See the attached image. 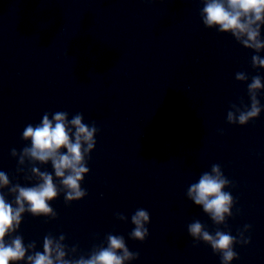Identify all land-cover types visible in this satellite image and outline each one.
<instances>
[{"label":"clouds","instance_id":"obj_1","mask_svg":"<svg viewBox=\"0 0 264 264\" xmlns=\"http://www.w3.org/2000/svg\"><path fill=\"white\" fill-rule=\"evenodd\" d=\"M201 3L200 18L205 28L230 33L243 48L256 53L251 57L252 67L264 69V58L259 55L264 51L261 35L264 0H201ZM235 79L247 82L249 76L241 71L235 74ZM262 90L264 81L261 76H252L251 82L247 83L250 103L245 104L241 98L239 105L231 104L227 123L244 126L257 119L264 111V105L258 98ZM98 131L95 123L89 125L84 122L83 114L77 113L69 119V114L64 111L44 113L39 124H28L24 128L21 138L30 141V146H25L19 153L13 148L11 156L18 158V165L21 166L17 168L18 173H24L22 166L26 161L31 165L30 174L25 173L24 178L35 183L31 186L13 184L8 174L0 171V264H129L139 258V252L130 251L123 236L111 233L107 234L104 243L94 246L87 257L78 255V246L69 247L63 234L58 238L51 233L45 235L42 252L36 250L35 241L26 245L23 236L16 234L26 213L33 217L57 219L50 202L57 199L61 192L66 204L88 195L81 184L90 171L87 164L95 149ZM49 163L54 175L36 166ZM232 187L235 185L224 175L221 165L213 164L210 171L203 172L198 181L188 187L186 196L194 205L201 207L215 225L227 228V220L233 216L232 209L237 203L231 192L225 191ZM7 195L12 196L11 201L6 198ZM115 215L119 221H128L122 213ZM131 223L134 228L129 238L144 242L149 237V212L143 208L136 209L131 215ZM251 227L244 225L237 236L219 227L212 234L197 219L187 225V232L193 240V247L203 242L211 247L213 253L220 255L221 264H232L239 258L234 245L251 243L250 236H245Z\"/></svg>","mask_w":264,"mask_h":264}]
</instances>
